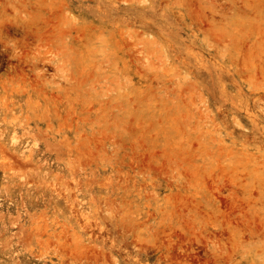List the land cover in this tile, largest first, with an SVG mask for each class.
Returning a JSON list of instances; mask_svg holds the SVG:
<instances>
[{
    "label": "rangeland",
    "instance_id": "rangeland-1",
    "mask_svg": "<svg viewBox=\"0 0 264 264\" xmlns=\"http://www.w3.org/2000/svg\"><path fill=\"white\" fill-rule=\"evenodd\" d=\"M0 264H264V0H0Z\"/></svg>",
    "mask_w": 264,
    "mask_h": 264
}]
</instances>
